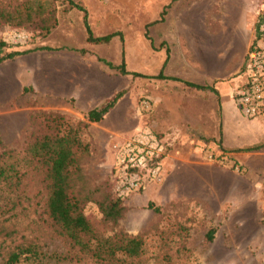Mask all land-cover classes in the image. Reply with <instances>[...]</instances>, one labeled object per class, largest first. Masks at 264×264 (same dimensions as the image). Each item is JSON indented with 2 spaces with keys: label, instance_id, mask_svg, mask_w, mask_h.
<instances>
[{
  "label": "rangeland",
  "instance_id": "374dc122",
  "mask_svg": "<svg viewBox=\"0 0 264 264\" xmlns=\"http://www.w3.org/2000/svg\"><path fill=\"white\" fill-rule=\"evenodd\" d=\"M72 1L86 10L94 36L120 34L108 43H88L83 12L68 0H0V57L27 51L0 66V154L6 152L0 164L18 171L17 179L0 181V264L16 247L30 244L41 252V264H264V145L228 152L219 137L213 145L198 135V115L211 121V94L180 76L205 65L216 72L225 64L236 68L252 43L264 0ZM13 33L25 39L14 42ZM167 48L174 58L172 78L121 75L100 61L117 65L124 59L128 71L152 76L166 63ZM240 72L233 76L240 79ZM118 90L124 91L118 106L106 120L82 129L86 148L76 150L80 170L72 194L93 229L83 237L91 247L85 250L52 223L45 167L27 146L49 132L45 114L86 121L88 110ZM233 101L238 114L226 136L255 140L252 126L257 129L263 115L248 117ZM116 117L128 132L109 136L107 125ZM138 128L164 144L162 179L119 196L113 146ZM116 197L122 217L104 221L99 203ZM129 236L143 242L137 256L94 252L97 239L121 243Z\"/></svg>",
  "mask_w": 264,
  "mask_h": 264
},
{
  "label": "trees",
  "instance_id": "16d2710c",
  "mask_svg": "<svg viewBox=\"0 0 264 264\" xmlns=\"http://www.w3.org/2000/svg\"><path fill=\"white\" fill-rule=\"evenodd\" d=\"M69 4L83 12V23L87 32L86 41L88 43L99 44L108 43L113 36L120 33H110L104 36H94L87 22L86 10L79 4L68 0ZM259 23L254 30L253 41L260 36ZM252 41V43H253ZM3 43H0L2 45ZM84 52V49H80ZM168 48L166 54L168 55ZM27 53V51H11L0 57V62L6 59H13L18 55ZM167 60V59H166ZM107 67L116 70L121 75H131L132 77L140 76L147 78H166L162 70L155 76L143 75L138 72L128 71L124 59L117 65L109 61L100 59ZM187 85L204 89L205 87L187 83ZM124 91L118 90L109 98L105 99L99 106L94 107L86 113V121H70L61 113H48L44 115L49 132L36 136L27 146L28 154L36 159L45 167V176L48 179L47 187L49 195L46 201V208L53 224L57 225L62 233L71 240L73 244L80 246L82 249L91 250L88 242L83 238L85 235H91L93 229L90 221L82 212L80 202L72 194V185L74 176L79 173L78 159L76 150L86 148L80 139L82 129L86 128L88 123H98L103 116L116 104L123 96ZM7 150V153H10ZM6 154L2 152L0 159ZM18 178V171L10 164L1 166L0 164V181L2 179L12 180ZM120 198L107 200L99 203V209L103 215L104 221L116 223L122 217L123 207L120 205ZM157 210V209H155ZM208 238H213V230L208 233ZM103 238L96 240L95 254L100 257L104 253L107 257H113L117 252H124L130 256H137L142 251V240L138 236H129L120 240ZM41 252L33 245L18 246L11 251L6 260V264H19L28 261L27 264H41Z\"/></svg>",
  "mask_w": 264,
  "mask_h": 264
},
{
  "label": "built area",
  "instance_id": "2783aa9c",
  "mask_svg": "<svg viewBox=\"0 0 264 264\" xmlns=\"http://www.w3.org/2000/svg\"><path fill=\"white\" fill-rule=\"evenodd\" d=\"M260 36L248 48L232 98L241 113L248 117L264 114V13L259 22ZM7 40L6 38H3ZM14 42L25 39L13 33ZM144 106L147 105L144 103ZM115 190L123 196L162 179L165 147L161 139L147 128H138L122 143L113 146Z\"/></svg>",
  "mask_w": 264,
  "mask_h": 264
},
{
  "label": "crops",
  "instance_id": "0c3cea01",
  "mask_svg": "<svg viewBox=\"0 0 264 264\" xmlns=\"http://www.w3.org/2000/svg\"><path fill=\"white\" fill-rule=\"evenodd\" d=\"M253 38H254V35H252L251 41H253ZM249 45L248 46L246 45L244 54L242 55L239 63L236 65V68L228 69L227 65L225 64L226 67L222 69V72H216V71L209 70L208 67L205 65L203 67H200L201 69H196L193 71H186V75H184L183 73L180 75L181 78L185 80L184 83L186 85L187 83H192L194 85L203 86L205 88L199 89V90H207V92L211 94L209 95V105H208L211 107L210 116H208V118L209 117L211 118V121L209 122L206 120V117H207L206 114L198 115V118L196 119L197 122H196L194 131L198 135H201L202 137L211 138V143H213V145H214V139L217 140L219 137L222 148L228 152H237L241 150L252 149L253 147H256L258 145H264V114L263 116L261 115L262 117H260L261 119L257 123V129H254L252 126V130L256 132L255 140L241 143V142L236 141L235 137L233 139L232 138L233 136L231 135H230V138L226 136V133L231 132V130L233 129L232 126L229 125L233 121L232 117L238 114L235 109L234 101L232 98V93H233V89L239 83L240 79L239 77L233 76V75L242 69L246 53L248 51V48L250 47ZM18 56H22V55H18ZM165 56L167 57V60L165 63V67H164L165 71L163 74L165 77L172 78V76L168 75V68L170 71H173L172 70L173 66L170 65V60L173 57H172V54H170V52H168V55L165 54ZM7 60H12V59L3 60L2 62H0V66H6ZM227 79H229L228 82H227ZM109 97L110 96H108L107 98ZM119 100L103 116V118L99 121V123L103 121L104 119L106 120V117L114 111V109L118 106ZM111 121H114V122H111L112 126L107 125V133L109 134V136H112L114 134L115 135L124 134L128 132V130H126L127 129L126 127L123 129L121 128V125L119 124V121H120L119 117H116L115 119H111ZM224 123H228V125L225 127L226 130L223 129ZM252 124H256V123H252ZM219 131L221 133V136L220 134H218Z\"/></svg>",
  "mask_w": 264,
  "mask_h": 264
}]
</instances>
